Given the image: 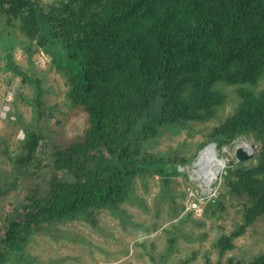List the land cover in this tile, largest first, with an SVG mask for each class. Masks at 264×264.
Instances as JSON below:
<instances>
[{
    "label": "trees",
    "instance_id": "obj_1",
    "mask_svg": "<svg viewBox=\"0 0 264 264\" xmlns=\"http://www.w3.org/2000/svg\"><path fill=\"white\" fill-rule=\"evenodd\" d=\"M0 23L19 26L52 57L88 125L76 142L55 149L52 166L63 177L45 192L36 187L6 219L0 264L23 250L35 228L119 210L138 177L159 176L169 187L184 160L146 153L147 144L165 129L215 117L227 100L219 84L236 88L239 103L211 139L223 145L251 136L262 146L259 165L241 164L226 178L231 194L246 198L240 231L264 216V89L257 91L264 80V0H0ZM41 137L28 132L21 162L36 159ZM210 206L225 210L223 195ZM186 215L181 224L193 212ZM240 231L220 244L223 251ZM248 264H264V253Z\"/></svg>",
    "mask_w": 264,
    "mask_h": 264
},
{
    "label": "rangeland",
    "instance_id": "obj_2",
    "mask_svg": "<svg viewBox=\"0 0 264 264\" xmlns=\"http://www.w3.org/2000/svg\"><path fill=\"white\" fill-rule=\"evenodd\" d=\"M40 1L46 5L53 0ZM216 89L227 100L210 121L185 123L174 132L165 129L147 144L146 153L184 160L176 164L179 174L170 176L169 187L159 176L138 177L132 195L119 210L101 209L76 220L35 228L23 250L6 264H29L20 255L32 257L38 264H207L206 260L225 264L230 259L248 264L264 253V216L242 233L246 198L231 194L226 179L216 198L223 195L225 210L203 203L202 212L180 223L186 219L182 209L190 199L189 188H195L191 180L195 178L179 167L193 165L208 143L216 141L217 149L225 147L211 139V134L239 103L236 88L219 84ZM263 89L264 80L257 91ZM69 90L64 73L38 41L26 38L19 26L0 23V111L9 105L14 118L0 116V234L6 219L19 213L36 187L45 192L53 178L63 175L52 166L55 149L66 148L84 136L87 116L74 107ZM21 130L24 140L18 137ZM29 131L42 137L36 159L25 163L21 160L27 155L23 145ZM238 140L256 148L255 156L242 164L259 165L261 144L251 136L233 141ZM232 159L233 166L224 172V178L241 165ZM239 231L231 249L223 251L220 244ZM172 237L176 240L171 250Z\"/></svg>",
    "mask_w": 264,
    "mask_h": 264
},
{
    "label": "built area",
    "instance_id": "obj_3",
    "mask_svg": "<svg viewBox=\"0 0 264 264\" xmlns=\"http://www.w3.org/2000/svg\"><path fill=\"white\" fill-rule=\"evenodd\" d=\"M10 100V99H8ZM11 108L9 105L0 111V116L3 119H14L10 115ZM18 137L20 140L25 139L23 130L19 131ZM240 148L248 151L252 156L256 154V148L253 143L238 140L233 141L231 145L225 146L222 149H217L215 142L208 143L198 154L197 160L193 165L186 167L180 166V171L187 170V173H192L195 179H191L195 184V188H189L190 199L185 204L184 211L187 213H200L202 212L201 205L203 203L216 200L218 197V190L222 183V176L225 169L230 167L233 154ZM200 164V166L198 165ZM212 167H217L218 171H213ZM197 195V196H196Z\"/></svg>",
    "mask_w": 264,
    "mask_h": 264
},
{
    "label": "water",
    "instance_id": "obj_4",
    "mask_svg": "<svg viewBox=\"0 0 264 264\" xmlns=\"http://www.w3.org/2000/svg\"><path fill=\"white\" fill-rule=\"evenodd\" d=\"M236 156H237V159L240 163L246 162L252 158V155L244 149H239L236 152Z\"/></svg>",
    "mask_w": 264,
    "mask_h": 264
},
{
    "label": "clouds",
    "instance_id": "obj_5",
    "mask_svg": "<svg viewBox=\"0 0 264 264\" xmlns=\"http://www.w3.org/2000/svg\"><path fill=\"white\" fill-rule=\"evenodd\" d=\"M213 142L216 143V141H213ZM218 144H219V143H218ZM231 144H232V143H231ZM231 144H229V145H231ZM229 145H225V144L220 145V144H219V146H229ZM221 149H222V148H221ZM240 149H243V148H240ZM238 150H239V149H238ZM238 150H237V151H238ZM244 150H245V149H244ZM237 151H236V152H237ZM254 156H255V155H254ZM235 158L237 159L236 153H235ZM252 158H253V156H252ZM252 158H251V159H252ZM237 161H238V159H237ZM248 161H249V160H248ZM232 162H233V160H232ZM232 162H231V164H232ZM246 162H247V161H246ZM238 163H239V164H242V163H244V162L240 163V162L238 161ZM231 164H230V167L233 166V165H231ZM230 167H228V168L230 169ZM228 168L225 169L224 172H225L226 170H229ZM224 172H223V176H222L223 180L226 179V178H224Z\"/></svg>",
    "mask_w": 264,
    "mask_h": 264
},
{
    "label": "bare ground",
    "instance_id": "obj_6",
    "mask_svg": "<svg viewBox=\"0 0 264 264\" xmlns=\"http://www.w3.org/2000/svg\"><path fill=\"white\" fill-rule=\"evenodd\" d=\"M198 165L200 166V164H198ZM212 170L216 171V172L218 171L217 167H214V168L212 167Z\"/></svg>",
    "mask_w": 264,
    "mask_h": 264
}]
</instances>
